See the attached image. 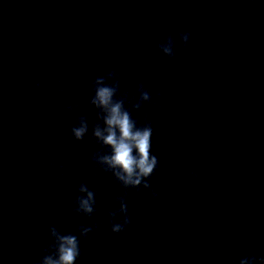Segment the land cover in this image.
<instances>
[{
  "label": "clouds",
  "instance_id": "obj_1",
  "mask_svg": "<svg viewBox=\"0 0 264 264\" xmlns=\"http://www.w3.org/2000/svg\"><path fill=\"white\" fill-rule=\"evenodd\" d=\"M190 32L179 36L183 44L190 39ZM157 50L163 55L172 58L175 56L174 41L169 35L165 41L157 44ZM112 81V83H108ZM39 87V85H36ZM138 99L131 105L132 110L138 111L141 106L151 101V96L143 82L137 85ZM94 95L90 98V105L97 111V122L89 125L88 117L81 115L77 124L71 128V134L76 141H83L91 127L90 141L98 144L100 149L92 153L91 160L105 173L112 177L124 189H151L148 180L156 170L159 160L151 151L153 127L151 123L138 126L131 112L126 108L129 103L127 93H120L118 74L109 71L104 76L93 81ZM69 106L68 111H72ZM78 195L73 203V212L77 215L91 217L95 212L96 193L86 184L81 183L77 188ZM156 197V193H152ZM126 196V193H125ZM125 196L118 197L119 209L108 213L109 224L113 233H120L130 223ZM122 215L123 222H114L116 217ZM93 227L80 225L77 227L79 237L73 233H61L55 226L49 227L51 243L44 249L38 264H76L81 255L80 240L86 239ZM239 264H264V257L255 255L245 256Z\"/></svg>",
  "mask_w": 264,
  "mask_h": 264
}]
</instances>
